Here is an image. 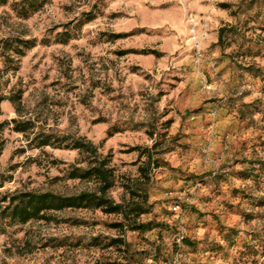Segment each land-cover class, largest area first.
<instances>
[{
    "label": "rangeland",
    "instance_id": "1",
    "mask_svg": "<svg viewBox=\"0 0 264 264\" xmlns=\"http://www.w3.org/2000/svg\"><path fill=\"white\" fill-rule=\"evenodd\" d=\"M190 18L198 28L209 18L201 64ZM229 25L222 53L212 45ZM262 26L264 0H48L29 18L0 6V38L36 42L11 63L0 50V94L23 92L21 113L5 100L0 121L34 123L26 134L13 123L0 132V199L95 188L70 177L87 155L37 148L40 133L93 141L111 159L110 195L118 202L130 200L126 185L145 182V148L155 144L162 162L144 185L150 212L140 221L153 229H116L122 215L92 208L26 224L0 213V264H264ZM241 44L260 55L234 54ZM241 64H254L255 73ZM245 89L244 98L233 93ZM252 98L258 103L242 118L241 104ZM181 234L192 244L177 255ZM118 237L130 242V253L113 245Z\"/></svg>",
    "mask_w": 264,
    "mask_h": 264
},
{
    "label": "trees",
    "instance_id": "2",
    "mask_svg": "<svg viewBox=\"0 0 264 264\" xmlns=\"http://www.w3.org/2000/svg\"><path fill=\"white\" fill-rule=\"evenodd\" d=\"M48 0H0V6L11 5L12 9L16 12L20 18H29L32 14L39 11L44 7ZM224 8H228V4H223ZM229 30L226 26H222L218 31V39L213 43L214 49L219 48L222 53H227L229 45L224 44L226 32L234 30L232 25H229ZM261 30L264 32V26ZM263 37L260 41H264V34L259 35ZM230 44V43H228ZM36 45L35 40H24L17 36H8L0 38V50L5 58L6 63L14 61V56L24 54V47L31 48ZM241 57L245 56H259L260 52L253 51L251 46L247 49L243 47V44L233 52ZM233 58L235 55H233ZM223 57H220V62ZM254 64H241L240 69L246 70L251 73L254 72ZM234 95L242 96V98L249 96L250 93L247 90H234ZM23 92L14 93L12 95L0 94V115L2 114V103L5 100H10L16 110L21 113L23 108ZM258 98H252L249 102H243L241 104V117L245 116L246 108H252L254 104L258 103ZM13 123L14 130L20 133H27L30 131L34 123L31 119L23 120L14 118L9 121H0V132L5 127ZM34 143L37 148L46 146H52L57 148L77 149L81 153L87 155L88 164L86 166L75 165L70 170V177L74 179H81L85 181H93L95 188L93 190H83L76 194H63L54 191H24L19 193H13L5 195L0 199V213L2 216L10 219L11 222L20 224H26L33 220H51L52 213L70 208L80 209H100L106 214H120L123 216V221L115 222L113 227L116 229H129L132 231H148L153 229L152 222H141L140 219L143 215L150 212L149 197L146 190V183L150 181V171L162 166L160 158H154L153 149L145 148L143 155L147 156L146 165L140 167L141 175L145 177V182L140 185H136V188L131 186H125L126 190L130 193V200H124L122 202L116 201L111 195L110 191L115 186L116 174L115 169L111 166V159L109 156H103L99 152V147L86 137L73 138L70 141L69 136H53L51 134L40 133L34 138ZM3 148L0 147V155ZM146 179H148L146 181ZM3 183L0 182V186ZM6 203V204H3ZM175 213V212H173ZM179 217V216H178ZM183 245H191V240L184 236L182 240ZM113 245H122L125 250L130 253L131 244L122 237L115 238ZM177 252L181 253V248L176 242Z\"/></svg>",
    "mask_w": 264,
    "mask_h": 264
},
{
    "label": "built area",
    "instance_id": "3",
    "mask_svg": "<svg viewBox=\"0 0 264 264\" xmlns=\"http://www.w3.org/2000/svg\"><path fill=\"white\" fill-rule=\"evenodd\" d=\"M209 19V18H208ZM206 20L204 22V25L202 28H198V24L197 22L193 19L190 18L191 24H192V28H191V40L193 42V49L195 51V58L198 64H201L203 62H205L206 60V56H205V52L203 50V40L204 38L207 36L208 34V27H209V20ZM217 112L213 111V115H216ZM186 197V195L184 196ZM173 210L175 212L181 211V205L179 202L175 203L174 206H172ZM184 238V234H181L178 239V245L180 248H182V240ZM180 252H177V255H179Z\"/></svg>",
    "mask_w": 264,
    "mask_h": 264
},
{
    "label": "crops",
    "instance_id": "4",
    "mask_svg": "<svg viewBox=\"0 0 264 264\" xmlns=\"http://www.w3.org/2000/svg\"><path fill=\"white\" fill-rule=\"evenodd\" d=\"M217 39H218V32H217V37H216V40H214V43L217 41Z\"/></svg>",
    "mask_w": 264,
    "mask_h": 264
}]
</instances>
